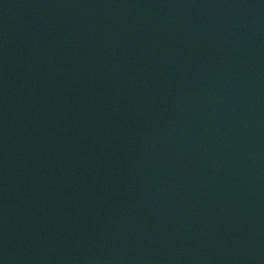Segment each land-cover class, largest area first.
<instances>
[{
    "label": "water",
    "instance_id": "water-1",
    "mask_svg": "<svg viewBox=\"0 0 264 264\" xmlns=\"http://www.w3.org/2000/svg\"><path fill=\"white\" fill-rule=\"evenodd\" d=\"M0 264H264V0H0Z\"/></svg>",
    "mask_w": 264,
    "mask_h": 264
}]
</instances>
